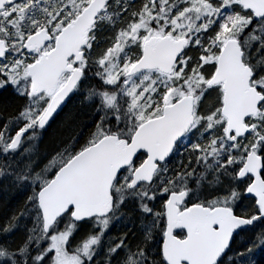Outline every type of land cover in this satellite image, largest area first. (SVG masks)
Returning a JSON list of instances; mask_svg holds the SVG:
<instances>
[{
  "label": "snow or ice",
  "instance_id": "obj_1",
  "mask_svg": "<svg viewBox=\"0 0 264 264\" xmlns=\"http://www.w3.org/2000/svg\"><path fill=\"white\" fill-rule=\"evenodd\" d=\"M0 264H264V0H0Z\"/></svg>",
  "mask_w": 264,
  "mask_h": 264
}]
</instances>
